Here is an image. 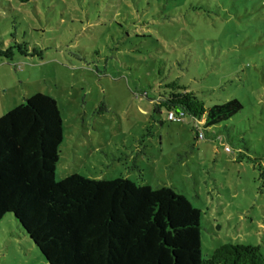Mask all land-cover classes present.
Masks as SVG:
<instances>
[{
	"label": "rangeland",
	"instance_id": "obj_1",
	"mask_svg": "<svg viewBox=\"0 0 264 264\" xmlns=\"http://www.w3.org/2000/svg\"><path fill=\"white\" fill-rule=\"evenodd\" d=\"M171 83L243 110L197 139L155 109ZM37 93L62 120L56 181L169 187L201 213L203 258L264 255V0H0V116ZM0 264H47L12 214Z\"/></svg>",
	"mask_w": 264,
	"mask_h": 264
},
{
	"label": "trees",
	"instance_id": "obj_2",
	"mask_svg": "<svg viewBox=\"0 0 264 264\" xmlns=\"http://www.w3.org/2000/svg\"><path fill=\"white\" fill-rule=\"evenodd\" d=\"M167 87L155 109L183 112L197 139L205 138L200 123L210 128L243 110L237 99L208 107L185 86ZM62 139L49 95L37 93L0 116V221L12 214L47 264H264L259 246L238 242L203 258L201 213L169 187L79 174L56 181Z\"/></svg>",
	"mask_w": 264,
	"mask_h": 264
},
{
	"label": "built area",
	"instance_id": "obj_3",
	"mask_svg": "<svg viewBox=\"0 0 264 264\" xmlns=\"http://www.w3.org/2000/svg\"><path fill=\"white\" fill-rule=\"evenodd\" d=\"M168 120L170 122H183L184 114L180 111H170L168 112ZM199 139H203V135L201 133L199 134ZM227 150L229 149L227 148Z\"/></svg>",
	"mask_w": 264,
	"mask_h": 264
}]
</instances>
